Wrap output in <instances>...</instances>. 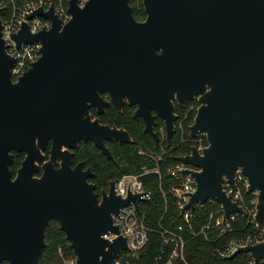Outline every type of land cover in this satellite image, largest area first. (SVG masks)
I'll use <instances>...</instances> for the list:
<instances>
[{"label":"water","instance_id":"obj_1","mask_svg":"<svg viewBox=\"0 0 264 264\" xmlns=\"http://www.w3.org/2000/svg\"><path fill=\"white\" fill-rule=\"evenodd\" d=\"M146 19L138 22L129 0L69 1L71 19L62 24L53 5L26 17L47 18L48 29L31 33L26 23L12 36L22 43H40V57L16 80L14 58L6 51L0 16V261L38 264L45 247V229L56 220L72 247L76 264H113L127 238L113 224V215L140 195L115 191L116 181L99 198L88 182L90 169L72 166V153L82 140L92 141L108 158L106 140L132 143L128 132L91 118L89 107L106 105L99 93L138 104L146 129L149 112L163 118L166 141L176 132L172 100L199 106L189 137L205 134L202 151L190 147L177 160L196 182L181 210L212 197L226 220L247 211L223 189L236 170L257 192L254 220H264V0H142ZM1 11V9H0ZM165 107V109H164ZM101 112L102 109H99ZM52 142L51 159L41 150ZM11 150L25 152L16 174ZM63 157L59 168L52 160ZM42 168L37 177L34 172ZM117 234L109 239L108 234ZM249 254L264 261V240L238 246L228 257Z\"/></svg>","mask_w":264,"mask_h":264},{"label":"trees","instance_id":"obj_2","mask_svg":"<svg viewBox=\"0 0 264 264\" xmlns=\"http://www.w3.org/2000/svg\"><path fill=\"white\" fill-rule=\"evenodd\" d=\"M136 19L145 16L142 0H129ZM182 110L180 117L175 122L176 132L170 144L167 141L162 143L160 132H158L159 143L148 134L131 135L132 143H108L113 159H108L101 150H98L91 142L82 143L76 152L78 159H83L93 171V182L97 187L108 186L111 181L118 180L124 175H139L143 173V168L152 170L157 164L147 156L148 152L161 153V147L166 153L162 161L158 164L159 173L149 172L143 174L140 179L144 189L151 192V198L140 204V209L145 216L146 224L151 228L147 243L138 250V255L131 264H157L155 258L160 254L162 248V237L159 231L167 229L177 231L182 225V236L186 242L184 259L188 264H247L250 260L249 254L239 253L234 258H221L216 250L235 237L244 236L255 230L253 224L248 223V217L237 218L233 224V229L225 234H220L218 228L201 230L208 223V209L196 208L193 215L186 223L180 215L176 198L170 193V188L174 184L168 170L178 163L177 157L188 154L192 143L188 141L189 125L195 116L194 112ZM186 115V116H185ZM183 121L184 141L181 140L179 123ZM204 143L206 138L204 137ZM19 158H14L11 166L13 173L16 171ZM245 205L252 209L250 201L254 196L244 191ZM45 247L38 260V264H63V258L74 257V251L66 239L65 233L61 230L56 220L49 221L45 229ZM170 247H166L162 254L160 264H165L167 253ZM62 255V256H61ZM173 264H184L176 261ZM260 264V263H259Z\"/></svg>","mask_w":264,"mask_h":264},{"label":"built area","instance_id":"obj_3","mask_svg":"<svg viewBox=\"0 0 264 264\" xmlns=\"http://www.w3.org/2000/svg\"><path fill=\"white\" fill-rule=\"evenodd\" d=\"M69 1L70 0H0V16L2 19V37L5 41L6 51L14 58V64L11 69V74L14 80L21 76L26 70H28L32 63L35 62L41 55L40 43H22L19 46L13 38V34L18 32L23 23L29 26L31 33H36L42 29H48L51 26L49 19L35 16L28 19L26 15L33 12L37 8H43L48 10L53 5V10L56 16L61 20L62 24L67 23L71 19L69 13ZM88 0H77V4L83 7ZM186 116V115H185ZM181 140L184 141V129L183 121L179 123ZM160 135L162 143L166 139V131L161 128ZM189 136V135H188ZM204 133L198 134L196 137H189L188 141L195 146L198 151H202L206 146L204 143ZM166 151L161 147V153L155 154L148 152L147 156L152 159L157 167L151 171L143 168V173L139 175H124L118 179L115 183V191L118 195L126 197L128 191L140 195L139 208L135 207L133 203L121 208L119 215H113V224L119 229L122 236L127 238V250H122L118 258L113 264H131L133 259L137 257L138 250L141 249L149 239V233L151 228L146 224L145 216L140 209V204L151 198V192L144 189V185L140 177L143 174L149 172L159 173L158 164L162 161V157ZM185 168H193L192 166L185 165L178 161L168 170L170 177L174 184L170 188V193L176 198L177 207L179 212L188 203L191 194L196 190V182L190 174H183L181 171ZM248 180L241 173V169L236 170L235 177L232 182L225 178L223 189L226 194L231 197V200L242 206L247 211V216H242L238 212H231L226 220H224V210L220 203L215 198H208L202 203H196L194 208L185 210L182 217L186 223H189L193 211L196 208L208 209L209 217L208 223L202 227L201 233L204 234L205 230L211 228H218L220 234L230 232L233 228V224L237 221L239 216L248 217V223L255 226V230L241 237H235L225 243L222 247L216 250L217 254L221 258H228L238 246L246 244H254L264 240V220L261 224H256L254 220L255 204L257 192H252L254 199L250 201L252 209H248L245 205L244 191H246ZM182 225L178 226L177 231H171L162 229L159 231L162 237V248L160 254L155 258V262L160 264L162 261V254L165 252L166 247H170L167 253L165 264H173L176 261L184 262L188 264L184 259L185 240L181 234ZM117 234H108L104 237L112 239ZM62 256V255H61ZM264 264L263 260H259L257 263L250 257L247 264ZM63 264H76V258L66 257L63 258Z\"/></svg>","mask_w":264,"mask_h":264},{"label":"flooded vegetation","instance_id":"obj_4","mask_svg":"<svg viewBox=\"0 0 264 264\" xmlns=\"http://www.w3.org/2000/svg\"><path fill=\"white\" fill-rule=\"evenodd\" d=\"M145 19H146V13H145V16H143V18L136 19V20L138 22H143V21H145ZM99 95H100L101 99L104 102H106L107 104L106 105L103 104L100 107L93 106V105L89 107V112H90L92 120L98 119L99 123H101L103 125H108L110 127H116L118 129H123L126 132H128L130 136L133 134L134 135H138V134L150 135L148 132L145 131V129H146L145 118L140 113L137 112L139 109L138 104L129 103L127 98H123L120 101L118 100L117 103H115L110 98V95L108 94V92H100ZM172 103L174 106V114L177 116V120L180 117V112L182 110L185 109L186 112H188L187 115L190 112L191 113L194 112V114H196L197 108L199 106V102H198L197 98L187 100L185 102V106H180L178 104V101L175 99L172 100ZM99 109H102V111L99 112L100 111ZM164 109H165V107H164ZM141 111H146V113L149 112L150 117L152 118V125L151 126H152V130L154 132H156L158 134V132H160L161 128H163L165 130L164 120L157 113V111L155 109L141 110ZM88 142H91L95 146V144L90 140L89 141L82 140L80 142L78 148L70 149V153H72V166H75L78 163H83V169L84 170L90 169L92 175L88 177V182H90L94 185V191L97 194V196L100 198L102 196L103 192H107L109 190L110 183L108 186H105L102 188L97 187L95 185V183L93 182V174L94 173H93L91 167L89 165H87L83 159H78L76 157V152H77V150H79L82 143H88ZM110 142H113V141L106 140V142H105L108 148H109L108 143H110ZM51 148H52V142L49 141V143L45 147V149L41 150V153L44 155V161L45 162L49 161L51 159L50 158L51 157ZM97 149L100 150L99 148H97ZM11 153L13 154V160H12V163L10 165V169H11V166L14 162V158L16 156H17V158H19V162L17 163L18 165L16 167L15 173H13V171L11 169L13 176H14L16 174L18 168L21 166L22 161L25 159L26 153L25 152H17L15 150H11ZM62 161H63L62 156L56 157L55 160H52L53 166L55 168H59ZM41 174H42V168H39L38 172H34V176H37V177H39ZM115 181H117V180H115ZM0 264H9V262L7 260H2V261H0Z\"/></svg>","mask_w":264,"mask_h":264}]
</instances>
